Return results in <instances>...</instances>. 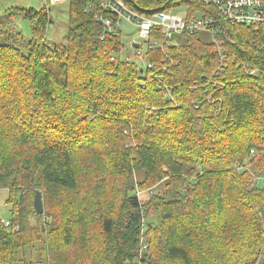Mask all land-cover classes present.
<instances>
[{
    "label": "trees",
    "instance_id": "trees-1",
    "mask_svg": "<svg viewBox=\"0 0 264 264\" xmlns=\"http://www.w3.org/2000/svg\"><path fill=\"white\" fill-rule=\"evenodd\" d=\"M123 1L211 22L163 45L154 27L142 67L98 0H70L64 44L43 7H19L32 39L0 41V264H264V24Z\"/></svg>",
    "mask_w": 264,
    "mask_h": 264
},
{
    "label": "built area",
    "instance_id": "built-area-1",
    "mask_svg": "<svg viewBox=\"0 0 264 264\" xmlns=\"http://www.w3.org/2000/svg\"><path fill=\"white\" fill-rule=\"evenodd\" d=\"M59 1V0H52ZM205 3L214 4L222 17L234 23L239 24H264V0H203ZM100 6L109 14L102 18L101 22L108 31H121L124 23L132 24L138 32V37L144 43L148 40L151 30L154 27H160L163 35V41L159 42L169 44L173 36L182 33H193L197 29H206L207 24L211 22L209 18L205 19H187L181 15L174 14L170 10L154 12L151 16H146L138 11L130 9L123 0H98ZM212 34L213 30H209ZM158 42L153 41L152 46H157ZM130 45L133 47L134 55H143L141 44L132 39ZM150 65V64H146ZM257 181L264 183V173L256 177ZM4 225L10 227V221L3 220ZM17 229V228H16ZM15 229L11 228V231Z\"/></svg>",
    "mask_w": 264,
    "mask_h": 264
},
{
    "label": "rangeland",
    "instance_id": "rangeland-1",
    "mask_svg": "<svg viewBox=\"0 0 264 264\" xmlns=\"http://www.w3.org/2000/svg\"><path fill=\"white\" fill-rule=\"evenodd\" d=\"M69 2L70 0H0V41L8 42L9 37L17 39V41L20 43L28 42L30 39H32V21H30L28 18H25L21 14L19 7L35 10L43 7L48 10L49 16V23L45 33L46 43L51 46L55 44H64L66 42ZM167 10H170L174 14L185 17L184 14H186L188 7L186 5H182L172 7ZM121 36L122 42L125 45V48L121 53L122 58H125L129 61H134L139 67H142L143 65L145 66L146 61L143 55L135 56L133 47L130 45V41L134 39L139 44H141L142 52H144L146 48V44L141 38L138 37L137 29L132 24L124 23L121 26ZM199 36L207 40L211 39V34L208 31H199ZM13 44L17 45V42H14ZM48 66L55 75H58V64L56 61H51ZM7 189V185H0V216L2 218H7L9 216V206L5 202L7 197ZM155 189H157V187L154 188V190ZM150 192L151 190L149 193ZM145 194H147V192L143 193L138 191L137 195L142 197ZM14 229L16 230V228ZM141 245L144 246L145 249L143 242H141ZM32 257L35 259L34 255H32Z\"/></svg>",
    "mask_w": 264,
    "mask_h": 264
},
{
    "label": "water",
    "instance_id": "water-1",
    "mask_svg": "<svg viewBox=\"0 0 264 264\" xmlns=\"http://www.w3.org/2000/svg\"><path fill=\"white\" fill-rule=\"evenodd\" d=\"M33 205L36 213L40 214L43 212V204L40 191H35Z\"/></svg>",
    "mask_w": 264,
    "mask_h": 264
},
{
    "label": "bare ground",
    "instance_id": "bare-ground-1",
    "mask_svg": "<svg viewBox=\"0 0 264 264\" xmlns=\"http://www.w3.org/2000/svg\"><path fill=\"white\" fill-rule=\"evenodd\" d=\"M107 12V11H106ZM150 37V36H149ZM157 65V64H156ZM154 67V66H153ZM156 67V66H155ZM81 181H84V180H81ZM130 181V180H129ZM81 183V182H80ZM114 184V183H113ZM112 184V185H113ZM148 184V183H147ZM0 185H2L3 186V184L1 183ZM6 185V184H5ZM129 185V184H128ZM78 186V185H77ZM114 186H116V185H114ZM127 186V185H126ZM109 187H111V186H109ZM117 187V186H116ZM113 188V187H112ZM125 188V187H124ZM10 189V188H9ZM31 190V189H30ZM80 190V189H79ZM86 190V189H85ZM81 191V190H80ZM79 191V192H80ZM10 192V191H9ZM11 192H13V191H11ZM70 193V192H69ZM78 193V192H77ZM27 194H29V193H27ZM60 194H61V192H60ZM59 194V195H60ZM87 194V193H86ZM57 195V194H56ZM76 195V194H75ZM10 196H11V194H10ZM71 196H72V194H71ZM73 196H74V194H73ZM75 197V196H74ZM14 198V197H13ZM27 198V197H26ZM72 198V197H71ZM9 199V198H8ZM32 199V198H31ZM30 199V200H31ZM66 199V198H65ZM70 199V198H69ZM11 200V199H10ZM59 200V199H58ZM74 200V199H73ZM72 201V200H71ZM12 202H13V200H12ZM56 203H58V201L56 202ZM53 204V203H52ZM60 204V203H59ZM16 206V205H15ZM53 206H54V204H53ZM48 207V206H47ZM51 209V208H50ZM58 209H59V207H58ZM70 209V208H69ZM54 211V210H53ZM35 216V215H34ZM55 216H57V215H55ZM37 217V216H36ZM55 218H57V217H55ZM59 219V218H58ZM61 222V221H60ZM45 223V222H44ZM56 223H59V222H57L56 221ZM54 224V223H53ZM143 227V226H142ZM55 228H57V227H55ZM32 229V228H31ZM58 229V228H57ZM40 230H42V229H40ZM9 231V230H8ZM47 231H48V229H47ZM47 231H46V233H47ZM53 231V230H52ZM61 231V230H60ZM59 231V232H60ZM49 232V231H48ZM57 232V231H56ZM55 233V232H54ZM17 235V234H16ZM48 236V235H47ZM58 236H60V235H58ZM15 237H17V236H15ZM14 237V238H15ZM49 237V236H48ZM17 238H19V237H17ZM59 238V237H58ZM23 240V239H22ZM37 240H38V238H37ZM51 240V239H50ZM13 241H14V239H13ZM17 242V241H16ZM22 242V241H21ZM12 245V244H11ZM13 245H14V243H13ZM13 245H12V247H13ZM24 245V244H23ZM50 245V244H49ZM145 245V244H144ZM15 246H17V245H15ZM142 246V245H141ZM11 248V247H10ZM143 248V247H142ZM20 249V248H19ZM10 252V251H9ZM49 252H50V250H49ZM9 254V253H8ZM17 260V259H16Z\"/></svg>",
    "mask_w": 264,
    "mask_h": 264
}]
</instances>
